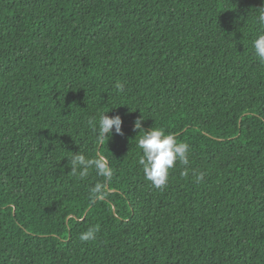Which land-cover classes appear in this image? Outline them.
I'll return each instance as SVG.
<instances>
[{"label":"trees","instance_id":"16d2710c","mask_svg":"<svg viewBox=\"0 0 264 264\" xmlns=\"http://www.w3.org/2000/svg\"><path fill=\"white\" fill-rule=\"evenodd\" d=\"M262 11L264 0H0V264H264ZM103 114L123 135L101 144L89 120ZM140 117L190 145L163 189L138 163ZM77 152L106 157L111 179L74 176Z\"/></svg>","mask_w":264,"mask_h":264},{"label":"clouds","instance_id":"9594fccd","mask_svg":"<svg viewBox=\"0 0 264 264\" xmlns=\"http://www.w3.org/2000/svg\"><path fill=\"white\" fill-rule=\"evenodd\" d=\"M259 23L264 25V11L258 18ZM255 55L261 62H264V34H260L253 42ZM117 88H123L122 84H117ZM141 117L136 119L133 124L134 130H143ZM122 118L119 115L108 117L105 114L99 118L98 126L93 120L89 124L97 130L99 142L103 144L112 136V130L116 134L123 135L121 131ZM138 146L142 150V156L138 163L142 166L145 178L157 189H163L169 182L170 170L179 162L188 165L190 159V145L187 142H177L174 133H165L162 128H150L143 130L142 137L138 140ZM72 174L79 175L81 179L89 175L90 169H95L97 175L103 177L105 181L110 180L113 169L106 157L97 155L95 159H87L79 152L73 154L70 161ZM205 173H195L196 182L203 180ZM107 195L106 183H97L91 189L93 199L102 200ZM99 229L95 226L89 227L79 236L81 241H91L96 238Z\"/></svg>","mask_w":264,"mask_h":264}]
</instances>
